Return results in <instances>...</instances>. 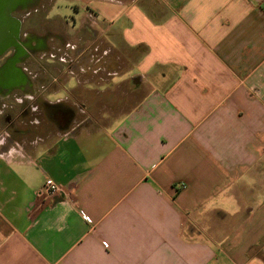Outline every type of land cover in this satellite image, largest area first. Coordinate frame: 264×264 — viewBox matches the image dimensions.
<instances>
[{
  "label": "crops",
  "instance_id": "crops-1",
  "mask_svg": "<svg viewBox=\"0 0 264 264\" xmlns=\"http://www.w3.org/2000/svg\"><path fill=\"white\" fill-rule=\"evenodd\" d=\"M53 1L24 0L55 88L0 125V264H264V0Z\"/></svg>",
  "mask_w": 264,
  "mask_h": 264
},
{
  "label": "flooded vegetation",
  "instance_id": "flooded-vegetation-1",
  "mask_svg": "<svg viewBox=\"0 0 264 264\" xmlns=\"http://www.w3.org/2000/svg\"><path fill=\"white\" fill-rule=\"evenodd\" d=\"M55 1V0H54ZM54 1L50 4L53 5ZM36 4L35 2L32 4ZM8 8L9 12L4 10ZM39 9L31 12L24 11V0H0V36L11 35L13 40L9 43L5 50L0 52V108L3 110L0 114V125L8 126L12 132L3 133V145L6 146L14 142L15 132H23L18 123L26 124L39 123V113L42 110V101L38 96L29 100L26 104V113L30 110H35V115H22L21 117H13L10 110H14V99L25 88L36 94L41 92L47 93L55 88V84L38 85L37 88L30 84V80H46L47 77H52L51 71L44 66H37L31 68L29 63L38 64L37 58L39 50L38 47L47 39L49 33V25L45 19L40 20ZM15 29L17 33L15 34ZM34 42L36 44H34ZM6 102L10 103L7 104ZM28 111V112H27ZM37 119V120H36Z\"/></svg>",
  "mask_w": 264,
  "mask_h": 264
},
{
  "label": "built area",
  "instance_id": "built-area-1",
  "mask_svg": "<svg viewBox=\"0 0 264 264\" xmlns=\"http://www.w3.org/2000/svg\"><path fill=\"white\" fill-rule=\"evenodd\" d=\"M62 192H64L63 187L54 179L48 177L46 178L45 183L39 191V195L56 196L61 194Z\"/></svg>",
  "mask_w": 264,
  "mask_h": 264
},
{
  "label": "rangeland",
  "instance_id": "rangeland-1",
  "mask_svg": "<svg viewBox=\"0 0 264 264\" xmlns=\"http://www.w3.org/2000/svg\"><path fill=\"white\" fill-rule=\"evenodd\" d=\"M76 3H80V2L79 1L75 2L73 0H68V1H66V0H56L54 2V4L56 6L61 5V8H60L61 10L60 11L63 14L69 15V17L71 19H72V17L70 15H74V16L78 17V13L76 12V5H75Z\"/></svg>",
  "mask_w": 264,
  "mask_h": 264
},
{
  "label": "water",
  "instance_id": "water-1",
  "mask_svg": "<svg viewBox=\"0 0 264 264\" xmlns=\"http://www.w3.org/2000/svg\"><path fill=\"white\" fill-rule=\"evenodd\" d=\"M15 1H16V0H15ZM4 12L8 13V12H9V9L6 8V9L4 10ZM13 28H14V31H13V32H15V34H16L18 28L15 29L16 26H14ZM12 40H13V38H12V36L9 35V34H8V35H2V36H0V52L3 51V50H5L6 46H7L9 43H11Z\"/></svg>",
  "mask_w": 264,
  "mask_h": 264
}]
</instances>
